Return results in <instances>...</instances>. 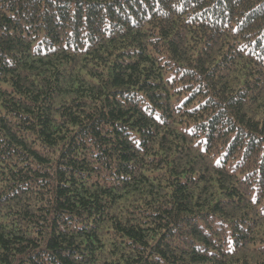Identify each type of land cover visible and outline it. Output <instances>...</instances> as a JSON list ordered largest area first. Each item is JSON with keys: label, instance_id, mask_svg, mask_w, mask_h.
<instances>
[{"label": "trees", "instance_id": "obj_1", "mask_svg": "<svg viewBox=\"0 0 264 264\" xmlns=\"http://www.w3.org/2000/svg\"><path fill=\"white\" fill-rule=\"evenodd\" d=\"M0 264H264V0H0Z\"/></svg>", "mask_w": 264, "mask_h": 264}]
</instances>
